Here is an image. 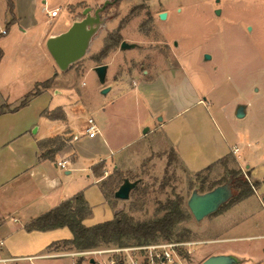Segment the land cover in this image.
Instances as JSON below:
<instances>
[{
  "label": "rangeland",
  "instance_id": "rangeland-1",
  "mask_svg": "<svg viewBox=\"0 0 264 264\" xmlns=\"http://www.w3.org/2000/svg\"><path fill=\"white\" fill-rule=\"evenodd\" d=\"M59 1L48 0L43 4L42 0H33L30 4V0H18L17 8L23 13L13 10L20 18L9 24L11 16L6 0H0V32L7 30L0 35L2 95H9L8 102H15L32 90L33 78L45 80L56 73L52 91L60 90L61 94L51 92L52 99L68 103L78 100L74 110L81 114L83 124L87 117H94L112 141L126 144L115 158L122 183L127 180L133 187L126 200L110 198L114 208L141 221L161 215L160 204L167 198L180 199L189 218L177 225L176 232L190 228L189 235L182 240L196 243L176 247L177 263L189 264L182 258L191 259L190 264H201L199 257L216 244L198 239L209 238L217 230L211 217L217 211L195 219L187 206L191 194L226 185L233 172L244 175L249 183L258 180L251 178L250 170L238 164L233 153L210 165L209 169L188 171L182 161L173 156L172 148L164 146L163 133L157 131L156 126L166 121L168 115L180 111L183 138L196 145L199 154L207 153L212 145L217 146L219 138L232 139L240 133L244 155L256 166L259 180L264 183V133L259 132L264 127V0H117L100 12L102 22L85 54L66 71H59L45 47L47 58L37 46L42 31L47 33L62 27L65 14L60 11L59 16L51 17L46 10L53 6L60 8ZM103 2L97 0L92 5L81 2L76 7L70 6L68 11L78 20L85 16L82 13L85 7L90 6L93 15ZM76 8L78 12L74 14ZM161 12L166 13L164 18H160ZM23 28L27 30L24 32ZM122 41L131 46L121 48ZM106 46L108 49L103 52ZM204 54H209L210 58L205 59ZM102 64L109 65L103 81L95 71V67ZM48 67L51 68L49 74ZM120 75L132 87L139 85L140 90L127 91L113 84L109 92L101 93L103 88L109 87L112 77L117 79ZM147 92L153 96L146 97ZM166 93L174 96L175 104L166 100ZM197 97L208 103L207 120L194 103ZM50 99L43 95L25 106L44 108L41 111L44 115ZM237 103H248L253 113L243 119L234 118L232 112ZM250 126L258 130L254 138L248 134ZM64 142L61 149L66 139ZM115 169L112 167L110 172ZM103 172L105 175L104 167ZM98 196L96 191L92 199L97 216L104 218L111 213V207L103 204ZM233 196L231 191L225 202ZM243 234L246 233L237 229L229 235ZM254 240L231 243L240 248ZM68 248L59 245L57 250L50 251L52 256L33 258L24 264H76L80 260L79 264H92L89 258L93 257L103 264L112 254L94 253L112 248L103 245L82 253ZM136 254L141 260V254Z\"/></svg>",
  "mask_w": 264,
  "mask_h": 264
},
{
  "label": "crops",
  "instance_id": "crops-1",
  "mask_svg": "<svg viewBox=\"0 0 264 264\" xmlns=\"http://www.w3.org/2000/svg\"><path fill=\"white\" fill-rule=\"evenodd\" d=\"M12 1L14 11L19 10L16 3L18 0ZM47 1L42 0V3L46 4ZM81 2L92 5L97 0H60L57 2L61 3L60 8L53 6L51 9H46L50 12L54 8H58V13L53 17L59 16L61 11L65 14V19L59 30L48 31L47 33L41 32L37 46L41 49L45 58L47 56L44 47L49 54L45 44L47 38L63 32L71 25L74 18H72V13L68 11V8L70 6L76 7ZM32 3L33 0H30V4ZM18 12L23 13L21 10L16 13ZM77 12L76 8L74 14ZM20 14H15L17 19ZM22 30L25 32L27 29L23 28ZM46 35H48L47 38ZM108 66L106 64V72ZM47 69L46 72L49 74L51 68L48 67ZM29 72L33 73L32 71ZM38 73L40 74V71ZM41 81H44L41 80V77L33 78L30 83L31 89L34 83ZM113 84L120 86L122 89L126 88L127 91L131 88L140 90L139 85L132 87L129 81L121 75L117 79L112 77L111 82L108 83L109 90L107 92L111 90ZM54 88L55 86L52 84L51 87L43 90L40 96H34L30 100L43 95L50 96V102L46 104L45 108L53 110L61 107L65 119L49 118L42 115L41 111L44 108L31 109L25 105L14 111L5 110L0 113V258L20 256L41 259L48 257V255L52 256L53 254H50V251L57 250L59 246H50L55 242L70 240L72 238L70 230L64 226L46 231H27L24 225L31 218L45 213L77 192H83L84 198L91 208V213L82 220L84 225L90 226L114 218L116 208L112 207L109 200L104 197L99 184L103 177L111 173L110 169L112 167L117 169L118 159L115 157L119 156L126 144L112 141L97 122L98 133L93 137L88 136L84 130L81 114L74 110V104L78 100L74 103L61 102L58 101V98L54 100L51 95ZM3 92L4 89L0 87V106L9 104L10 108L16 106L25 94L21 95L15 102H8L9 95L5 97L2 95ZM53 93L61 94V91L54 90ZM144 94L148 98L153 96L152 93L148 94V92ZM165 97L166 100H170L171 103L175 104L174 96L171 93H166ZM194 103L200 107L202 117L207 120L206 106L208 103L206 99L197 97ZM238 105L244 106V116L242 117L235 115ZM250 107L248 103H237L232 112L233 117L243 119L251 115L253 109ZM179 114L180 111H177L168 115V119L162 123L160 122L156 126V130L163 133L161 137L164 146H169L174 150L188 171L198 172L233 153L237 157L238 164L250 170L249 175L251 178L260 181L256 166H252L244 155V142L240 133L235 134V138L233 136L232 139L228 137L219 138L217 146L212 145L208 148L207 153L202 152L199 154L197 146L192 145L183 138ZM256 131L258 130L250 126L249 136L254 138ZM259 132L260 134L264 133V127ZM56 135H63L66 139V145L54 154L53 159L41 157L43 150H40L38 142ZM61 161H65L64 168L57 164ZM99 161L104 162L105 175L103 177L94 176L91 169L92 165ZM75 172L85 173L84 175H78L74 174ZM96 191L103 200L102 203H107L111 207V213L104 218H99L96 213V205L92 199ZM259 215L263 218L261 219ZM211 217H213V225L214 223L217 225V230L209 238L198 240L212 242L216 246L200 256L198 263L212 255H227L234 258L235 262L232 264H264V183H260L251 195L236 201L222 212L211 215ZM235 225L236 229L234 228ZM237 229L239 232L246 234L229 235ZM194 233L198 236L196 232ZM243 239L255 240L240 248L231 243ZM68 250L71 251L70 248ZM180 259L189 264L191 262V259H189L190 261Z\"/></svg>",
  "mask_w": 264,
  "mask_h": 264
},
{
  "label": "trees",
  "instance_id": "trees-1",
  "mask_svg": "<svg viewBox=\"0 0 264 264\" xmlns=\"http://www.w3.org/2000/svg\"><path fill=\"white\" fill-rule=\"evenodd\" d=\"M111 1L115 2L117 0ZM6 7L11 16L9 24L14 23L17 18L13 12V1L6 0ZM6 32L7 30L4 33L0 32V35ZM107 49L108 46L104 48L103 52H106ZM1 56L2 51L0 49V58ZM55 75L56 73L44 81L36 82L32 90L24 94L16 106L10 108L9 104H2L0 106V113L5 110L14 111L26 105L31 97L38 95L52 85ZM43 114L49 118L65 119V114L61 107L53 110L45 109ZM64 141L65 137L63 135H56L38 142L40 150H43L41 157L53 159L54 154L64 145ZM172 154L177 157L173 149ZM103 166V161L92 165L91 169L94 176H104ZM209 167L205 169H209ZM122 179V174L118 169L102 178L99 186L106 199L110 200L111 197H114L113 194L122 183ZM260 183V181L249 183L244 175L233 172L229 185L234 196L231 197L229 202L221 204L213 213L216 211L220 213L236 201L251 195ZM109 203L114 207L110 201ZM160 207L162 214L155 218L136 221L126 212L115 209L113 219L86 226L82 223V220L91 213V208L85 200L83 192L80 191L45 213L31 218L25 223L24 228L27 231H46L66 226L70 230L72 238L70 240L55 242L50 247L67 245L75 251L92 250L102 245L106 247H128L162 241H183L182 239L189 235L190 230L182 228V232H176L177 225L189 218V212L181 207V200L178 198H167L164 202H161ZM80 262L81 260L77 263Z\"/></svg>",
  "mask_w": 264,
  "mask_h": 264
},
{
  "label": "water",
  "instance_id": "water-1",
  "mask_svg": "<svg viewBox=\"0 0 264 264\" xmlns=\"http://www.w3.org/2000/svg\"><path fill=\"white\" fill-rule=\"evenodd\" d=\"M111 0H104L103 4L94 10L93 15L90 13L91 8L85 7L82 11L85 16L81 19L74 20L71 25L55 35H51L46 40V48L53 58L56 66L59 70L64 71L69 66L79 60L86 52L92 35L96 32L102 20L100 19V12L106 7L107 4H111ZM219 10H216L218 13ZM160 18L166 16L165 12H161ZM131 44L126 41L120 43L121 48H129ZM205 59H209V54H204ZM95 71L101 81L105 78L106 64L98 65L95 67ZM109 90L108 87L102 89V93H106ZM235 115L237 117L244 116V106L238 105ZM144 129L143 132L146 131ZM133 184L125 180L119 185L114 192V197L120 200H126L129 197V192L132 189ZM231 195V188L229 183L223 186H217L211 191L205 193L193 192L188 199L187 206L197 220L202 219L208 214L217 210L221 204H223ZM89 262L92 264H99L93 258H89ZM235 260L231 256L227 255H212L204 259L201 264H232Z\"/></svg>",
  "mask_w": 264,
  "mask_h": 264
},
{
  "label": "built area",
  "instance_id": "built-area-1",
  "mask_svg": "<svg viewBox=\"0 0 264 264\" xmlns=\"http://www.w3.org/2000/svg\"><path fill=\"white\" fill-rule=\"evenodd\" d=\"M57 13L58 8H54L49 12V15L53 17ZM1 32L4 33L5 30L3 29ZM83 126L86 134L90 137L98 133L97 124L93 117H87ZM57 164L61 168L65 167V161L57 162ZM193 243L196 242L162 241L139 246L112 247L111 249L96 250L94 253H112L105 259L103 264H177L179 254L176 247ZM89 251L91 250L79 251V253ZM136 252L141 254V260L138 259ZM33 258L35 257L9 256L0 258V264H23L24 261H31ZM93 259L98 262L96 257H93Z\"/></svg>",
  "mask_w": 264,
  "mask_h": 264
}]
</instances>
